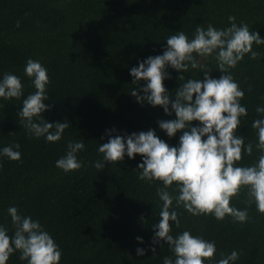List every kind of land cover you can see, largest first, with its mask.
<instances>
[{"label": "trees", "instance_id": "obj_1", "mask_svg": "<svg viewBox=\"0 0 264 264\" xmlns=\"http://www.w3.org/2000/svg\"><path fill=\"white\" fill-rule=\"evenodd\" d=\"M229 16L264 37V0H0V76H19L27 96L35 88L24 66L29 57L39 60L48 70L45 103L51 105L41 115L69 124L58 141L34 137L17 116L24 96L0 98V147L19 144L21 152L19 160L0 156V224L9 235L14 226L7 208L15 205L54 237L62 250L60 264H163L165 256H173L163 241L155 252L149 247L152 225L160 219L162 182L139 178L135 168L141 154L105 161L97 169L94 162L103 156L97 148L107 142L105 130L111 128L119 134L152 128L170 145L177 144L181 131L169 138L157 124L158 119L175 118V113L170 117L161 106L139 103L130 92L137 85L129 69L149 55L161 54L169 35L182 30L192 38L197 25L206 28L209 23L224 28ZM253 50L256 58L245 54L229 69L244 90L240 102L247 107L236 134L253 144L251 155L242 152L238 163L244 165L259 155L251 125L261 115L256 106L264 105V44L253 43ZM196 59L212 70L211 76L222 74L214 56ZM167 71L171 78L163 83L174 94L183 81L177 79V70ZM184 75L203 79L200 68L189 67ZM69 140H83L85 148L77 153L82 167L65 173L55 161L65 155ZM167 190L175 197V182ZM247 201L244 188L230 201L248 209V220L238 222L227 215L222 220L211 214L193 216L173 199L180 225L173 223L171 234L187 229L214 240L215 259L235 249L239 259L234 264H264V213ZM138 246L146 248L144 255H137ZM19 256V251L13 252L7 264H27Z\"/></svg>", "mask_w": 264, "mask_h": 264}, {"label": "clouds", "instance_id": "obj_2", "mask_svg": "<svg viewBox=\"0 0 264 264\" xmlns=\"http://www.w3.org/2000/svg\"><path fill=\"white\" fill-rule=\"evenodd\" d=\"M228 20L230 24L224 28L211 23L206 28L197 25L192 38L179 30L165 38L166 45L161 54L149 55L140 60L138 66L129 69L131 82L137 85L130 92L139 103L161 106L170 117L175 113V118L158 119L157 124L169 138L180 130L177 144L170 145L152 128L130 134H119L117 129L111 128L105 130L107 142L100 143L97 148L103 154L102 160L94 162L97 169H102L105 161L116 163L123 161L125 155L134 159L136 154H141V161L135 168L139 170V178L159 180L164 185L163 189H158L163 203L160 219L152 225L155 231L149 245L153 252L161 241L169 245L173 256H165L163 264H209L212 260L214 264H234L239 259L235 249L215 259L216 242L193 235L187 229L171 234L172 224L180 225L178 212L171 207L173 199L193 216L211 214L222 220L227 215L234 221L245 222L248 209L230 204L244 188L247 203L254 204L258 212L264 213V105L256 106L255 111L261 115L251 125L256 129L255 148L259 155L252 164H240L242 152L251 155L253 144H245L244 137L236 134L240 118L247 115V107L240 102L244 90L229 71L245 54L256 58L258 53L253 50V43L264 44V37L258 31L250 30L246 22L236 23L235 16H229ZM197 56H214L216 69L222 74L218 78L211 76L212 70L199 64ZM169 67L177 70L180 73L177 79L183 81L174 94L163 83L171 78L167 71ZM189 67L200 68L203 79H185L184 73ZM24 73L31 78L35 91L24 96L21 78L5 72L0 76V98L10 100L24 96L17 111L19 124L34 137H44L49 142L60 140L69 127L67 121L50 122L41 115L51 107L45 103L50 82L47 68L39 60L29 57ZM141 80L144 81L142 84ZM19 147V144L0 147V156L19 160ZM84 148L83 140H69L65 155L58 158L55 165L65 173L80 169L82 161L77 153ZM174 182L178 190L175 197L167 190ZM7 212L14 232L9 235L8 228L0 224V264H7L10 255L16 251L27 264H60L62 250L38 219L22 214L15 205H9ZM135 239L141 244L144 242L142 236ZM145 251L144 247L136 248L137 255L142 256Z\"/></svg>", "mask_w": 264, "mask_h": 264}]
</instances>
